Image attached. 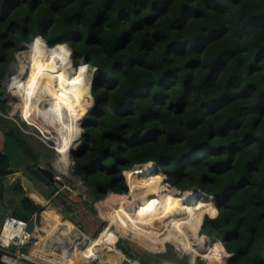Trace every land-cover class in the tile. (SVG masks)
Instances as JSON below:
<instances>
[{"label":"trees","instance_id":"trees-1","mask_svg":"<svg viewBox=\"0 0 264 264\" xmlns=\"http://www.w3.org/2000/svg\"><path fill=\"white\" fill-rule=\"evenodd\" d=\"M36 36L98 70L70 154L92 199L58 192L49 205L64 219L85 209L95 237L128 184L193 228L195 258L264 264V0H0V81ZM37 164L32 176L51 184ZM12 172L0 151V177ZM14 189L13 216L44 210Z\"/></svg>","mask_w":264,"mask_h":264},{"label":"bare ground","instance_id":"bare-ground-1","mask_svg":"<svg viewBox=\"0 0 264 264\" xmlns=\"http://www.w3.org/2000/svg\"><path fill=\"white\" fill-rule=\"evenodd\" d=\"M28 47L27 59L19 65L18 75L8 79L9 88L20 94L25 104V120L36 127L45 139L54 140L56 161L65 169L71 163L67 155L70 143L80 134L78 121L92 102L89 84L97 69L94 67L88 73V64L83 60L73 65L70 60L72 50L66 44L49 47L40 36H36ZM133 169L144 177L139 167L134 166L130 170ZM136 191V188L131 189L116 197L114 203L117 205L112 218L98 236L88 242H79L77 236L68 238L67 233L62 232L72 256L87 259L97 255L101 248H112L117 240L115 231L122 236L129 235L137 245L152 252L164 251L167 243L177 246L189 241L188 236L195 232L193 228L177 225L178 221L164 214L156 199H147ZM53 218L57 220L56 216ZM52 233L57 243L59 232L53 229Z\"/></svg>","mask_w":264,"mask_h":264},{"label":"crops","instance_id":"crops-1","mask_svg":"<svg viewBox=\"0 0 264 264\" xmlns=\"http://www.w3.org/2000/svg\"><path fill=\"white\" fill-rule=\"evenodd\" d=\"M5 103V95L0 88V111L3 113L0 114V151L6 153L9 156L11 168L13 169V172L5 177L4 181L0 183V224L3 221L4 216L8 213H11L10 204L12 203V200L18 199L20 197V194H18L14 189L15 184H18L23 188L24 194L28 196L30 200L43 206L44 208L50 203V198L53 196V194L60 192L59 189L54 188L52 183H43L37 178L33 177L31 174L32 163L37 159V166H40V160H42L43 155H46V150L47 148H50V146L43 142L37 135L23 132L13 121L11 113L6 112ZM26 146L32 149L33 153L25 151ZM42 213L47 214L49 218H53V216L57 217V214L51 207L43 210L40 214H36L34 217L38 218V216H42ZM43 218L45 219L44 216ZM67 224L68 221L57 222V224L52 227L45 224V226H48L49 228V230H47V236H49L51 239L49 250H52V254H54L60 262H63L64 259H67L79 264H83L82 260L87 259H80L76 256H72L69 245L62 237L64 236L62 232H66L68 238L77 236L79 242H86L89 239L81 231H77L75 228L67 226ZM53 229H56L59 232L57 243L55 238H53ZM64 237L66 238V236ZM44 238L45 236H41L38 242H40V244L41 242L43 243ZM102 249L103 248H101V250ZM108 249L111 250L103 252L99 258L93 262V264H191L188 263V261L182 260L178 256L168 255L166 251L162 250H158L161 251V253L156 255L152 251H148L146 249H144L145 251L142 250L141 252L137 250L136 252H133L130 250L129 253H125L122 250L117 251L116 247ZM34 250L35 248L33 249V252H31L33 257L35 254ZM41 259L39 258V260L49 263L46 261L48 260L47 256H44Z\"/></svg>","mask_w":264,"mask_h":264},{"label":"rangeland","instance_id":"rangeland-1","mask_svg":"<svg viewBox=\"0 0 264 264\" xmlns=\"http://www.w3.org/2000/svg\"><path fill=\"white\" fill-rule=\"evenodd\" d=\"M34 38L35 37H32L30 39V41H28V42L22 41V42H20L18 44L17 50L14 53V57H13L10 65L6 69L4 75L1 78L0 88L3 91V94L5 95L6 112L7 113H11V116L14 117V118H16L19 121V123L21 124V126L23 127V129H25L26 131L35 132V134L37 136L43 137V136H41L40 131L37 130L36 127H34L32 124L28 123L25 120V118L23 116L25 104L23 103L22 98H20V94L17 93V91L15 89H10L9 88V83H8L9 82L8 79H10L11 76L18 75L19 68H20L19 65H21L22 61H25L27 59L26 58V55H27V52H28V49H29L28 44ZM70 60L72 62V55H71V59ZM91 70H92V67H90L88 65L87 72L88 73H91ZM95 76H96V73L93 76V78L90 80V84L89 85H91V83H92L93 79L95 78ZM92 104H93V98H92V102H91L90 106L88 108H86L87 109L86 111L89 110V108L92 106ZM84 116H82L80 118V120L78 121L80 124H81L82 119L84 118ZM80 139H81V136H80V134H78V136L75 137L74 140L70 143V148H69L70 153L76 148V146L80 142ZM45 142L47 143L48 146H50V148L52 150L50 148H47L46 155H43L42 156V160H40V162H41L40 163V166L50 169L51 171L54 172L55 176L58 177V179H59L60 182H53L52 184H53L54 188L59 189L61 193H64L65 195H67V198L68 199H71V200H73V201H75L77 203L81 202V200H83V199H85V200L87 199V200L90 201L92 199V197L90 196L89 191H88L86 185L82 182V180L80 179V177H78V176H76V175L73 174V171H72V164L73 163H70L69 166L67 168H65V169L62 168L59 165V163L56 161V156L57 155H56V151L54 149V145H55L54 144V140L52 138H49V139H45ZM55 165H56L57 168L55 167ZM155 170L158 171V169L156 168V166L154 167L153 171H155ZM124 177H125V180H126V175L125 174H124ZM127 192H128V186H127V191L124 194H126ZM124 194H122V195H124ZM122 195H119V196H122ZM114 196H118V195H111L109 197L110 200H111V202H112V204H113L112 214H111V216H110L109 219L112 218V215L114 213L115 206L117 205L116 202L114 203V200H113ZM211 204L213 205V196H211ZM73 206H74V209L77 211L78 208L76 207V205H73ZM49 207H51V205L47 204L45 206L44 210L48 209ZM180 207L183 210L184 207L182 205H180ZM51 208H53V207H51ZM53 209H54L55 213L57 214V220H55L54 218H49L47 216V214H44V213H42V216H40V217L37 218V224H36L37 227L43 228V231H41L39 233V237L45 236V238L43 239V241H44L43 243L42 242H41V244H40V242L37 243V246L35 247V250H34L35 251L34 257L32 256V254H31V257L33 259L37 258V261H40L39 258L41 259L44 256H47L48 260H46V261H48L49 263H56V264H79L77 262H73L72 260H67V259L66 260L64 259L63 262H60L58 260V258L55 257L54 254H52V250H49L50 249V245H51V239H50L49 236H47V234H48L47 230H49V228H48V226H45V224H47V225H49V226L52 227V226L56 225L57 222L68 221L67 226H70L72 228H75L77 231L78 230H81L82 232H84L86 234V236L88 237L89 240L91 238L97 237L99 233L95 237H92L91 234L87 233V230H89L88 229V226L86 224H84L83 222H81V219H80V216L82 214L85 215V211H86L85 209H82V211L79 214H76L75 213L73 215H70L71 216L70 219H64L62 217V215L58 214V208H53ZM62 209L65 210L66 208L64 206H62ZM184 210H187V209H184ZM164 214H166V213H164ZM205 214L210 215L209 213H205ZM43 216L45 217V219L43 218ZM167 216H169V215H167ZM90 217H94V215L91 214ZM38 219L42 220L43 224H41ZM104 221L105 222L102 225V227H101L102 229L101 230L104 229L103 227L106 226V224L108 223L109 220H104ZM81 223H82V226L83 227L80 226ZM114 228H115L114 226H111V229L112 230H115ZM115 233L117 235V237H116L117 240L114 241L113 246L115 245L116 248L118 247V243L119 242L121 243V241H126L127 242V247H129V249H131V251H133V252H136V248L137 247H141V246H138L131 239V237H129V235L128 236H126V235H123L122 236V235H120L116 231H115ZM200 235H203V234H200L198 232L199 238H200ZM89 240H87V242ZM184 244H180V245L174 246V245H170L169 243H167V244H165L164 251H166V253L168 255L178 256L182 260H185V261H188L189 259L190 260H194L195 259V263L194 264H206V261L203 260L202 258H200V257H196L195 258L194 257V254H195L194 251H190L188 248L185 249V247H187V246H186V243H184ZM105 249H108V248L107 247H104L101 250L102 252L100 251L101 253L99 252L97 254V256L100 255V254H102L103 252H106V251H104ZM143 250H144V248H143ZM31 252H33V250ZM153 253L156 254V255H158V254L161 253V251H155ZM82 261L84 263L86 260H82Z\"/></svg>","mask_w":264,"mask_h":264},{"label":"built area","instance_id":"built-area-1","mask_svg":"<svg viewBox=\"0 0 264 264\" xmlns=\"http://www.w3.org/2000/svg\"><path fill=\"white\" fill-rule=\"evenodd\" d=\"M0 114L3 113L0 111ZM12 119L23 132L36 135L35 132L23 129L16 118L12 117ZM40 134L43 136L41 132ZM39 138L45 142L44 136ZM4 179V177H0V182L4 181ZM35 215L36 214H34L29 220L17 218L11 213L4 216L3 221L0 224V264H26L27 262L50 264L41 260L37 261L36 258L33 259L31 257V251L36 247L40 239L39 233L43 231V228L37 227V218L34 217ZM38 220L41 224H43L42 220ZM113 247H115V245ZM117 249L118 251H121L119 246ZM108 250L111 249H105L104 251ZM100 255L87 258L83 264H93V262H95ZM188 263L194 264L195 260L189 259Z\"/></svg>","mask_w":264,"mask_h":264},{"label":"water","instance_id":"water-1","mask_svg":"<svg viewBox=\"0 0 264 264\" xmlns=\"http://www.w3.org/2000/svg\"><path fill=\"white\" fill-rule=\"evenodd\" d=\"M46 43V42H45ZM47 45V44H46ZM48 46V45H47ZM72 55V54H71ZM98 74V70H97V72H96V75ZM90 87H91V85H90ZM89 87V88H90ZM91 94V93H90ZM87 113V112H86ZM86 113H85V115H86ZM79 127H80V136H82V126H81V124L79 123ZM70 151L68 150V153H67V155H68V158H69V160H70V162L71 163H73L72 162V160L70 159ZM36 169L48 180V181H50L51 183H53V182H60L59 181V179H58V177H56L55 176V174H54V172L53 171H51L50 169H48V168H45V167H42V166H37L36 167ZM209 237H212V238H215V237H213V236H209ZM120 246L121 247H125V246H127V242L126 241H121V243H120ZM136 250L137 251H142L143 250V248H141V247H137L136 248Z\"/></svg>","mask_w":264,"mask_h":264},{"label":"clouds","instance_id":"clouds-1","mask_svg":"<svg viewBox=\"0 0 264 264\" xmlns=\"http://www.w3.org/2000/svg\"><path fill=\"white\" fill-rule=\"evenodd\" d=\"M81 60H82V59H81ZM81 60H80V61H81ZM198 232H199V231H198Z\"/></svg>","mask_w":264,"mask_h":264}]
</instances>
